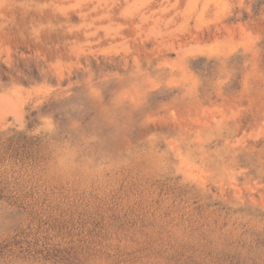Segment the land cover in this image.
<instances>
[{"label":"rangeland","instance_id":"374dc122","mask_svg":"<svg viewBox=\"0 0 264 264\" xmlns=\"http://www.w3.org/2000/svg\"><path fill=\"white\" fill-rule=\"evenodd\" d=\"M0 264H264V0H0Z\"/></svg>","mask_w":264,"mask_h":264}]
</instances>
